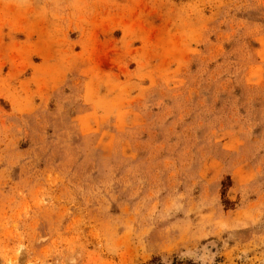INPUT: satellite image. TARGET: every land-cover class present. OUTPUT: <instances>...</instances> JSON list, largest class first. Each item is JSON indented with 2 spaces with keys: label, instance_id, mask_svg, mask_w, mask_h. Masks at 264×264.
Segmentation results:
<instances>
[{
  "label": "rangeland",
  "instance_id": "obj_1",
  "mask_svg": "<svg viewBox=\"0 0 264 264\" xmlns=\"http://www.w3.org/2000/svg\"><path fill=\"white\" fill-rule=\"evenodd\" d=\"M264 264V0H0V264Z\"/></svg>",
  "mask_w": 264,
  "mask_h": 264
},
{
  "label": "trees",
  "instance_id": "obj_2",
  "mask_svg": "<svg viewBox=\"0 0 264 264\" xmlns=\"http://www.w3.org/2000/svg\"><path fill=\"white\" fill-rule=\"evenodd\" d=\"M150 264H161V263H155V262L153 261V262H151Z\"/></svg>",
  "mask_w": 264,
  "mask_h": 264
}]
</instances>
